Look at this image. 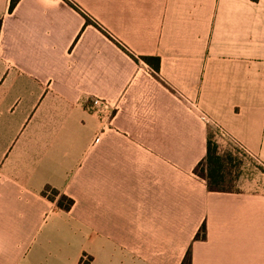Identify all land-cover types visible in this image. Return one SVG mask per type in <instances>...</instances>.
<instances>
[{
    "label": "crops",
    "instance_id": "crops-1",
    "mask_svg": "<svg viewBox=\"0 0 264 264\" xmlns=\"http://www.w3.org/2000/svg\"><path fill=\"white\" fill-rule=\"evenodd\" d=\"M9 2L0 264H264V0ZM209 131L261 180L209 191Z\"/></svg>",
    "mask_w": 264,
    "mask_h": 264
},
{
    "label": "trees",
    "instance_id": "trees-1",
    "mask_svg": "<svg viewBox=\"0 0 264 264\" xmlns=\"http://www.w3.org/2000/svg\"><path fill=\"white\" fill-rule=\"evenodd\" d=\"M18 1L19 0H10L8 10L12 11ZM86 22H89L88 18L86 19ZM143 59L146 60L148 58ZM156 61V65H158L159 59L156 58ZM193 172L206 181L209 191H231V188L225 186V182L227 181L226 175L228 172L226 161L219 153L217 143L212 141L210 133L208 134L205 157L197 163V165L194 167ZM41 194L47 197L49 200L56 201V205L63 210H69L74 203L72 198L61 194L58 190L49 186H45L41 191ZM204 237L205 227L204 225H202L196 234V238L199 239ZM181 264H191L189 251H187Z\"/></svg>",
    "mask_w": 264,
    "mask_h": 264
},
{
    "label": "rangeland",
    "instance_id": "rangeland-1",
    "mask_svg": "<svg viewBox=\"0 0 264 264\" xmlns=\"http://www.w3.org/2000/svg\"><path fill=\"white\" fill-rule=\"evenodd\" d=\"M212 141L217 143L219 153L226 161L227 175L225 186L236 188L239 182L249 180H261L262 169L255 160L247 156L242 150L238 149L233 143L219 133L209 131ZM253 180V181H252Z\"/></svg>",
    "mask_w": 264,
    "mask_h": 264
},
{
    "label": "built area",
    "instance_id": "built-area-1",
    "mask_svg": "<svg viewBox=\"0 0 264 264\" xmlns=\"http://www.w3.org/2000/svg\"><path fill=\"white\" fill-rule=\"evenodd\" d=\"M114 106L115 105L111 101L99 97H95L90 103L86 104V108L89 111L98 113L101 118L105 116V113L109 109L114 108ZM262 195L264 196V188L262 190Z\"/></svg>",
    "mask_w": 264,
    "mask_h": 264
}]
</instances>
